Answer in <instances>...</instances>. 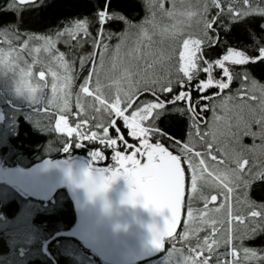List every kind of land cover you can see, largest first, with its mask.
Wrapping results in <instances>:
<instances>
[{"label":"trees","instance_id":"16d2710c","mask_svg":"<svg viewBox=\"0 0 264 264\" xmlns=\"http://www.w3.org/2000/svg\"><path fill=\"white\" fill-rule=\"evenodd\" d=\"M163 3L165 9L173 10L174 4L169 0H38L35 3L24 4L18 7H7L8 4L13 3V0H0V44L5 48H11L12 50H23L19 49V45L23 44L24 40H29L30 44H41L39 39L40 35H50L55 38V33L65 27H73V21L82 19L87 21V28L89 36H85L84 32L79 31L74 37H68L65 33L59 40H56V48L66 53L64 59L69 60L72 63V84H71V97H70V108L60 109L53 105H48L51 108L49 113L33 112L32 109L36 105H32L30 101L24 102L20 100L18 95L13 88V91L7 90L8 98L3 105V111L10 108L15 110L14 113L9 114V119L6 117V121L9 122V128L0 137V163L3 168H10L16 166L28 167L36 162H39L45 158H62L68 155H85L92 151L93 147H99L101 151L106 152L107 155L110 151L107 150L105 145L100 144L99 141L86 140L82 143L84 146L76 147L73 145L69 151L64 150V143L69 139H74L76 133L73 134L72 138H69L66 134L58 133L55 127V119L57 115H68L71 120V124L75 127V122L79 118H85V113L80 112V108L76 103V94L81 92L80 84L84 82V77L87 72L92 69L93 60H95L97 66H99L100 47H96L93 43V38H99L100 36L107 37L111 33V39L108 40L109 49L105 53V64L100 69V81L102 84L101 91L105 94L104 98L114 97L116 95L117 84L112 78V73L116 70L113 68L110 59L111 49L116 45L119 39L118 33L129 31L132 28H137L139 25L150 32L157 31L155 27H161L163 24L164 31L158 33L155 37V54L159 51L158 44H164L160 42L159 36H168L170 33H177L181 36L201 38L203 36V21L199 22L197 30L193 27L189 32L184 31V23L189 20H193L194 15L188 17L184 15V10L179 9L175 6L173 14L167 15L161 11L160 8L156 9V2ZM16 3L18 4L17 0ZM232 4L231 10L228 9V5ZM249 5L253 8L264 7V0H248L245 4L243 0H221V7L217 8L212 5L210 8L208 18L213 20L212 27L208 29L209 35L217 36V43L212 44L210 41L205 40L200 45L201 51L197 52V57L203 56L205 60L211 61L222 57L226 54L229 47H235L241 51L247 52L249 55H259V47L264 45V12L247 10ZM107 8L109 13L116 11L119 15L108 16L103 25L99 21V12ZM153 13L155 16L153 17ZM121 16L127 19H121ZM174 19L169 20L171 17ZM159 17V22L156 18ZM223 19L224 23L220 21ZM153 20L157 23H153ZM169 20V21H167ZM128 21L132 22L133 26H129ZM167 21V22H165ZM165 22V23H164ZM227 25L225 27L224 25ZM104 28V32L100 33V28ZM181 28V29H180ZM5 29L7 31H5ZM32 34H38L33 36ZM156 38H158L156 40ZM65 39H68L70 43L65 44ZM43 41V40H42ZM103 41H101V45ZM167 44V43H165ZM80 45V47L78 46ZM156 45V46H155ZM78 47V48H77ZM75 51L74 53H68V50ZM55 53V50H53ZM43 56H50L51 65L58 72H62L63 69L59 66L58 61L53 60L51 55L41 49L40 52ZM95 53V55H91ZM155 54L141 66L139 73L145 74L143 70L146 69V65L155 59ZM85 57V64L81 67L80 57ZM48 59V58H47ZM38 60L37 63H28L27 66H31L32 72L39 74L41 70L45 71V76H50L51 72L47 70V62L42 65ZM173 63L170 60L165 63L164 68L166 70L165 76L155 74L154 71L146 69L147 76L155 79L157 77L163 80H171L173 84V92L161 94L162 98L167 95L171 100V95L174 94L180 86L177 83L178 78L185 80V84L189 86L191 81L182 76L179 73L177 66L175 65V71L172 68L171 71L168 69ZM231 64V70L234 73L239 72L238 76H235L231 82L230 88L227 93L231 92L232 98L225 100V94L220 97L214 98L212 107L215 105V116L219 119H214V113H212V134L209 141L213 142L216 153L222 157V162L229 163V166L235 167L234 161L230 158L233 155V148L237 145V138L242 137L243 145H253L257 147L255 151L250 150L248 147H243V153L249 163L245 165L242 170L247 173L249 169L258 172L261 166L264 165V153H262L259 147L262 143L261 139L257 136L255 138L243 134V124L239 123V116L234 107L235 102L241 104V102H253L252 96H259L257 90H253L251 86L243 87L245 83L251 85L252 80L258 82V84H264V58L256 61H247L244 64ZM174 66V64H173ZM199 67H205L203 60L198 61ZM148 67V66H147ZM21 68L26 69L24 65ZM6 69V68H5ZM4 70V69H2ZM134 80L140 79L137 74ZM31 74L23 80L35 86L39 83L31 79ZM245 74H247L248 80H245ZM157 75V76H155ZM47 76V77H48ZM124 76V75H122ZM154 76V77H153ZM43 79V83L40 85H47L43 88L46 95L51 94L52 80L50 78ZM96 79V72L93 70L92 82L89 84L90 88L94 87ZM128 79V78H127ZM31 81V82H30ZM125 86L119 84L121 88H127V82ZM3 86L4 83H0ZM6 85V84H5ZM183 85V86H184ZM7 86V85H6ZM167 86V85H165ZM141 91H143L141 89ZM247 93V96L241 97L238 95L239 92ZM39 92V89H38ZM99 95V93H98ZM26 96V95H25ZM27 97V96H26ZM153 98L152 93H144L138 101L143 99ZM28 99V98H27ZM137 101V102H138ZM81 102L84 104L86 111L88 112L89 124L99 123L94 119L95 115L91 105L98 103L89 94L81 95ZM111 102V101H110ZM135 105L130 108L129 113L134 110ZM242 105V104H241ZM39 107H45L44 104ZM123 107V103H122ZM169 111L163 113L160 117L156 118V126L162 128L170 138L175 137L183 141H191L192 145L202 149V145L198 140L189 135L190 133V114L189 110L181 103L172 102L169 105H165ZM1 108V109H2ZM183 108L181 112L179 109ZM104 112V110H101ZM2 114V112L0 111ZM72 113H79V116H74ZM41 117V119H40ZM151 119V118H150ZM258 127L253 124V128ZM231 129V131H230ZM101 131L99 127L95 129ZM79 131V129H78ZM235 133V135H233ZM215 135V140H212ZM168 139L166 136H160L159 138ZM197 142V143H196ZM171 147H177L175 141L171 140ZM221 149H223L221 151ZM227 154V155H226ZM231 187V185H229ZM3 187H8L11 191L9 195L3 194ZM190 190V189H189ZM245 189L235 188L231 195V206L232 215L247 214L251 209L243 200V193ZM204 193L210 197L211 194H216L217 201L208 200V207L214 208L219 203L224 201V195L221 189L212 186L205 185ZM248 195L256 203L264 204V179H255L251 185L247 188ZM30 202V203H29ZM51 205L44 209L42 202L33 200L27 196H23L16 188L10 186L6 182H0V264H5L3 261L9 260L11 264H19V257L14 253L23 249L25 252L27 249L40 252L41 241L48 235L53 234L55 231L61 228L69 226L74 218L73 207L71 200L65 190H59L54 198L50 200ZM189 200H187L188 207ZM205 201L199 196H194L192 199V206L195 209H202ZM25 212V216L21 218L22 213ZM225 213L221 210L220 213H213L212 218L222 219ZM187 214L184 219V223L178 235L175 237L176 248L182 249L185 255H190V249L196 247L197 237L200 238V242L203 243V236L211 233L210 225H201L199 223V216L194 211V222H191L193 229L199 228V231L195 235L189 234L188 237H182L181 233L184 232L185 220H187ZM247 219V216H246ZM220 233L224 231V228L217 224ZM236 228L243 230V224L237 225L233 222V240L232 244L239 246L243 244L246 247L264 249V233H258L256 236H245L243 240L240 239L239 232L235 231ZM219 236V233L214 234ZM13 240L17 241L19 245L15 246ZM173 241V242H174ZM211 243V240H209ZM172 245H169L166 251L157 258L146 261L141 264H148L149 262H156L158 259H165L169 257V251L172 249ZM74 244L69 243L64 249H68V253L65 251V255H57V264H73L72 253L74 250ZM19 247V248H18ZM214 247V252L209 255L207 248L203 250V256H209V264H216L217 259L222 262L231 264L232 256L230 252L231 245L221 243L219 247ZM25 250V251H24ZM199 250V249H197ZM22 252V254H23ZM15 254V262L11 260V257ZM69 255V257L66 255ZM238 259L242 258V249L238 248ZM20 256V255H19ZM177 256L182 259L181 256L173 252L172 256ZM198 259V258H197ZM201 259V258H199ZM26 262V263H25ZM22 263L34 264L33 262H27L24 260ZM37 263H39L37 261ZM41 264H54L51 260H45ZM246 264H257L256 260L247 261Z\"/></svg>","mask_w":264,"mask_h":264},{"label":"snow or ice","instance_id":"6c2138e0","mask_svg":"<svg viewBox=\"0 0 264 264\" xmlns=\"http://www.w3.org/2000/svg\"><path fill=\"white\" fill-rule=\"evenodd\" d=\"M29 2H31V0H19L17 4L16 0H13V3L8 4L7 7H18ZM243 2L247 4L248 0H243ZM212 5L220 8L221 0H201V2L196 5L188 4L187 8L191 10L183 13L188 17L198 15L204 25L203 36L201 38L190 36L184 39V51L180 52L182 58L181 69L188 81H192L196 72L200 70L196 62L197 60H203L207 65L204 68L207 78L199 79L198 83L195 85L196 89L200 92H203L212 85L217 86L221 91L229 88V85L234 77L239 75V72L234 73L226 64L227 61H232L236 64H244L247 61H256L264 58V45L259 47V55H249L247 52L241 51L238 48L229 47L226 54L215 60L208 61L205 60L203 56H196V53L201 51L200 45L203 44L205 40L210 41L212 44L217 43L218 35L212 36L208 33V29L212 27L213 20L215 19V16L209 19L207 15ZM159 7L162 12L167 13L169 16L173 14V10L175 9V5L173 6V10L165 9L163 3H160ZM232 7V4L228 5L229 10H231ZM247 10L264 12V7L257 6L253 8L252 5H249V9L245 11ZM110 15L117 16L119 14L116 11L109 13L107 8L99 12V21L101 25L104 24L106 18ZM154 16L155 13H153V17ZM121 19L127 18L121 16ZM72 23L73 27H65L57 31L55 33V38L50 35H40L39 39L43 40V44L38 43L34 48H29L28 39L24 40L23 44L19 45V49L29 48L30 54L36 57V59L32 60L33 64L38 62L39 54L41 49H43L44 52L52 56L53 60L58 61L59 66L63 69L62 72H58L51 63L47 64V70L51 72L53 78L51 95H46L43 91V88L47 87V85L37 84L32 86L30 83L23 80L24 76L31 74V66H27L26 69H20L22 78L17 81L15 91L17 94L26 95L31 106L36 105V107L32 109L33 112L49 113L51 112V108H49L48 105L55 106L57 110H66L70 108V97L72 95L70 89L73 80L72 63L64 59L66 53L56 48L55 42L65 33L68 37H74L82 30L85 36L90 35L86 20L77 19ZM220 23H224L223 19H221ZM128 24L129 26H133L131 21H128ZM224 26L227 27L226 24ZM137 27L139 28L140 35L145 37L149 36L148 30L145 29L143 25ZM5 31L7 30L5 29ZM103 32L104 28L101 27L100 33ZM32 35L35 36L38 34ZM111 35L112 34L109 33L107 37L100 36L99 38H93L95 46L101 48L99 66H97L95 60H93L92 69L87 72V75L84 77V82L79 86L81 92L76 94L77 106L80 108V112L85 113V118L77 119L75 127H72L68 123V115H58L55 121V127L60 133H67L69 138L73 137V133L77 134L74 139H69L64 143L65 151H69L73 145L76 147L84 146L82 142L86 140L99 141L100 144L112 150L111 158L116 164L96 169L95 172L98 173L99 179L75 182L84 186L90 197H94L97 194L106 192L115 180L123 176L127 180L129 190L125 193L122 202L132 205L142 204L145 208H149L154 213H160L162 215L165 213V210H167V215H164L163 226H157L155 224L150 226L153 232L151 243L156 249L160 250L164 247V238L166 236L172 237V233L175 232L181 217V211L186 196L187 168L190 170V190L188 191L189 203L187 207L188 219L185 220V230L181 233V236L188 237L190 233L195 235L196 232L199 231V228L193 229L191 227V222H194V211L199 216V223L201 225L211 226V233L203 236V243H201L200 238L197 237L196 247L190 249V255H185L183 250L177 249L175 243H173L172 249L169 251L168 259H170L173 252H175L182 257V259L176 260L175 264H209V256H203L202 259H197V257L202 256L205 248L208 249L209 255H211L214 252V245L219 247L221 243H224L226 245H231V264H246V262L250 260H256L257 264H264V249L246 247L243 244L239 246L232 244V232L234 230L233 222L237 225L243 224V230L239 228L235 229V231L239 232L241 240H243L245 236H256L258 233H264V204L258 205L247 193V188L251 185L253 180L257 178L264 179V165L261 166L258 172L252 171V169H249L247 173L242 171L245 165L249 163L248 159L244 156L243 147H248L250 150L255 151L257 146L255 144L245 146L243 145L242 137H238L237 145L233 148V155L230 158L231 161H234L235 167L229 166V163L222 162V157L216 153L213 142L205 140L204 137H201V140L204 142L202 151H197L190 140L179 142L182 146L179 147L178 154L175 151H170L169 147H166L164 143L160 142L159 137L167 136L168 134L165 133L162 128L156 126V118L169 111L165 105L171 104L172 101H187L188 110L191 112L193 118H195L197 111L192 103L191 89L188 91L180 90L178 94H172L171 100L167 95H164L162 98L161 94L173 92L171 80L165 81L159 77L153 79L139 72L137 74L140 76V79L133 80V73L129 71L128 68H125L123 75L128 78V87L121 88L119 87V80L113 81V83L118 85L116 88V95L114 97L104 98L105 94L101 91L103 86L99 77L100 69L103 68L105 64V53L109 49L108 40L111 39ZM117 35L119 39L117 40L115 49L118 52L121 48V44L128 39L129 32L126 30ZM262 39H264V37H262ZM101 41H103L102 45ZM64 42L66 44L70 43L68 39H65ZM53 50H55L54 54ZM3 51V49H0V54H2ZM8 51L11 52L12 49L9 48ZM91 55L94 56L95 53H91ZM22 59L23 54L18 52L11 60L7 61V65H15L17 61ZM39 62L42 65L45 63L43 60ZM24 63L27 65V61H24ZM80 64L81 67L84 66V56L80 57ZM213 65L219 66L221 70V76L218 79L212 75ZM115 66L114 63L113 67ZM93 70L96 72V79L94 87L90 88L89 84L92 82ZM44 76L45 71L41 70L39 72V77L43 78ZM244 79H249L247 74H245ZM177 83L183 86L185 80L178 78ZM249 86H251L253 90L258 89L260 95L252 96L251 100L255 103L241 102L242 106L239 123L243 124L242 131L244 135H249L253 138L258 136L261 139L262 143L259 147L262 153H264V84H258V82L253 79L251 85L247 83L243 85V87ZM141 89L145 92H151L153 98L138 101L131 114H125L128 108L133 107L132 102L140 95ZM82 94H89L95 101H98V103H93L91 108L94 113L99 114L94 116V119L99 121V123L89 124V114L84 104L81 102ZM219 94L218 92L212 93L213 96H219ZM238 95L245 97L247 93L241 91ZM231 98V92L226 93L224 96L225 100ZM208 99L209 97L207 95L203 96V100ZM196 100H201V97L197 96ZM41 104H44L45 107H39ZM199 107L201 110H205L209 108V104L201 103ZM101 110H104V112ZM179 111L183 112L184 109L181 108ZM213 113L214 119H219V117L215 116V105H213ZM72 115L79 116V113H72ZM118 117L122 118L123 124L126 125L128 130L127 135L131 138H139L138 143H130L129 139H126L124 133L121 132L119 126H116L114 129L117 135H109V125H117L116 118ZM253 124L258 127L253 128ZM97 127H99L101 131H96L95 129ZM197 132L199 133V129H197ZM233 135H235V133H233ZM150 137L156 139V142L153 143ZM172 140L175 141L176 138L172 137ZM212 140H215V135H213ZM118 141L122 142V145L130 149V151L118 150ZM222 150L223 149H221V151ZM104 157L105 153L101 151L99 147L92 148V160H103ZM139 157H146V159L142 161ZM53 163L60 162L49 160L46 162V166H51ZM85 172L91 177L93 172L92 167L86 168ZM106 173H110V175H106ZM68 175H72L71 168L68 169ZM209 184L221 189L224 195V201L214 208L208 207L209 196L204 193V186ZM229 185H231V187ZM235 188L245 189L243 200L251 209L246 215H232L231 195ZM194 196H199V198L205 201L202 209L194 210L192 206V199ZM210 199L211 201H217L218 197L216 194H211ZM221 210L225 213L224 218H212L213 213H220ZM217 224L224 228L222 233H220ZM217 233H219V236L214 235ZM172 238L174 241L175 238ZM209 240H211V243H209ZM238 248L242 249L243 252L242 258L239 259L237 258L239 255ZM216 264H227V262H222L217 259Z\"/></svg>","mask_w":264,"mask_h":264},{"label":"water","instance_id":"95a60500","mask_svg":"<svg viewBox=\"0 0 264 264\" xmlns=\"http://www.w3.org/2000/svg\"><path fill=\"white\" fill-rule=\"evenodd\" d=\"M38 0H31L35 3ZM19 3V0H17ZM25 3V4H29ZM133 100L134 103L137 98ZM60 162L46 166L47 161ZM61 160L45 158L28 167L16 166L0 172V182L15 187L21 194L37 201H48L59 190L65 189L73 202L77 221L67 231L57 233L60 236L73 237L82 242L90 251L103 261L113 264H135L156 257L160 251L151 243L153 232L151 225L163 226L164 215L154 213L142 204L132 205L122 202L129 190L127 181L112 186L105 194L111 209L104 208V198L90 197L87 189L76 183L82 172L90 167L87 162L79 161L72 175L61 167ZM93 171H96L92 168ZM177 224V233L181 220ZM171 237H165L168 239ZM110 256H113L110 259Z\"/></svg>","mask_w":264,"mask_h":264},{"label":"rangeland","instance_id":"374dc122","mask_svg":"<svg viewBox=\"0 0 264 264\" xmlns=\"http://www.w3.org/2000/svg\"><path fill=\"white\" fill-rule=\"evenodd\" d=\"M169 1L171 3H173L175 6H178L179 9H183L184 12L191 10V9L187 8L188 4L196 5V4H199L201 2V0H169ZM159 5H160V3L157 1L156 2V6H157L156 9L160 8ZM172 19H174L173 16L169 20H172ZM169 20H167V21H169ZM156 21L159 22V17L156 18ZM167 21H165V22H167ZM200 21L201 20H200L199 16L194 15L193 20H189L186 23H184V25H185L184 31L189 32L191 29H193V27L197 30V27H198ZM153 23H157V22H155L153 20ZM163 25L161 27H155L157 29V31H153V32L151 31L150 32L148 30V33H149L148 37L140 35L138 27L132 28L131 30L128 31L129 32L128 39L121 44L120 50L117 52L115 49V45H114V48L111 49V56L108 59H110L112 66L114 63L116 65L115 67H113L116 70L112 73V78L115 81L119 80L120 85L125 86L126 83H124V82H127V77L122 76L125 68H128V70L133 73L132 79L134 80V78L137 77L136 72L140 71L141 66L145 62L150 60V58L155 54L156 51L154 50L155 47L153 46L155 43V37L154 36H156V35H158V33L164 31ZM187 38H189V37H186L184 35L181 36L177 33H174V34L170 33V34H168V36L160 35L159 39L156 38V40L158 39L160 42H162L164 44H160V43L158 44L159 51L155 54V59H153L149 64L146 65V69L150 70L151 72L154 71L155 74L157 72V74H160L163 77V76H165V73H166L164 65H165V63H167L170 60V62H172L174 64V66L172 64L171 67L168 69V71L169 70L171 71L172 68L175 71V65H176L178 70H179V73H182V76L186 77L184 75L182 69H181L182 58L180 56V52L184 51L183 41H184V39H187ZM40 41H41V44H43V41L42 40H40ZM138 41H139V43H138ZM165 43H167V44H165ZM34 46H35L34 44H30L29 48H34ZM78 46L80 47V45H78ZM190 47H191V44H190ZM29 48H25L21 51L12 50L11 52H9L8 51L9 48H5L4 46H1V44H0V49L4 50L3 53L0 54V83H4L3 86H1V84H0V111L2 112V114L0 113V137L4 132H6L7 128H9V122L5 120L6 117H7V119H9L10 118L9 114L15 112V110L10 109V108L6 109L5 112L3 111L2 107L5 103V101L7 100L6 98H8L7 90L9 88V90L13 91L12 93H14L13 88H16L17 81L21 80V78H22L21 72H20L21 65H24V67H27V65L24 63V61H27V64H28V63L32 62L33 59H36V57H33L30 54ZM193 51H194V49H193ZM18 52L23 54V59L17 61L15 65L8 66L7 61L11 60L12 57H14ZM74 52L75 51H73V50H70V49L68 50V53H74ZM53 54H54V52H53ZM196 56H197V53H196ZM49 58H50V56H43L40 53L38 60H43L44 62L49 63L50 62ZM113 58H115V59H113ZM2 69H4V70H2ZM146 69L143 70L145 75H147ZM47 76H48V74L46 76H44L43 78H41V77H39V74H37L36 72L33 71L31 74V79H33V83H35V81H36L37 83L42 84L43 79H45ZM155 76H157V75H155ZM24 78H26V76H24L23 79ZM29 78L30 77L28 76V79ZM47 78H50V80L53 79L51 74ZM257 92L259 93L258 89H257ZM18 95H20V94H18ZM19 99L20 100L22 99V101H24V102L29 101V99H27V97L25 95H20ZM241 106L242 105L240 103L235 102L234 107L236 108L238 113H241ZM58 115H57L56 119L58 118ZM40 119H41V117H40ZM68 123L70 126L74 127L71 124V120L69 119V117H68ZM58 133H60V132L58 131ZM61 134L67 135V133H61ZM65 157L66 158L63 159L61 166L66 170H68L69 168H71V170H75L79 161H81V160L87 161V159L85 157L79 156V155H73V154L68 155L67 154ZM1 168H3V167L0 163V169ZM2 190H3V194L6 196L9 195V193L11 191L8 187H3ZM24 216H25V212L22 213L21 218H23ZM12 243H14L13 245H15V246L19 245V247L21 248L20 244H17L16 240H13ZM19 250L20 251L14 252L18 257H19V254H21L23 252L22 248ZM14 253L10 257H11V260H13L15 262L16 259H15ZM197 258L202 259L203 257L201 256V257H197ZM178 259H179V257L173 256L170 259H168V258L162 259L161 258V259H158L156 262H149L148 264H175V261ZM3 262L5 264H11L12 263L9 260H5Z\"/></svg>","mask_w":264,"mask_h":264},{"label":"flooded vegetation","instance_id":"af4514ba","mask_svg":"<svg viewBox=\"0 0 264 264\" xmlns=\"http://www.w3.org/2000/svg\"><path fill=\"white\" fill-rule=\"evenodd\" d=\"M198 61L199 60L196 61L197 64H198ZM233 63L234 62H232V61L226 62V64L229 66L230 69L232 68L231 64L234 65ZM205 67H199L200 70L198 72H196V75L193 77V80L191 81L189 86H187V85L181 86L180 85V86H178L176 92L174 93V94H178V92L180 90L188 91L189 89H191V91H192V103L196 107L197 115L195 116V118H193L191 112L189 111V114H190V123H189L190 124V133H189V135L191 137H194L195 140H198L201 143L202 148L204 147V142H203V140H201V137H204L205 140L209 141L210 136H211L212 131H213V129H212L213 120L211 118L212 113H213V107H212L213 99L220 97L221 95L227 93L229 88H230V85H231L230 84L229 88L225 89L223 91H221L217 86L212 85L208 89L204 90L203 92H200L198 89H196L195 85L198 83L199 79H206L207 78V74L204 71ZM212 75L217 79L220 78L221 70H220L219 66H217V65L212 66ZM185 78H187V77H185ZM225 79H226V77H225ZM214 92L220 93L219 96H213L212 93H214ZM144 93H147V92H145V91L140 92V95L137 98V100L133 103V106L135 105V103L140 99V97ZM204 95H207L209 97V99L203 100ZM197 96H200L201 100L197 101L196 100ZM172 102L181 103L184 106H186V108L188 109V106H187L188 102L187 101H172ZM201 103H208L209 108L205 109V110H201L199 107V105ZM129 111H130V108L127 109L125 114L130 115ZM116 119H117V125H115V126L109 125V135L110 136L117 135V133L115 132L114 129L116 126H119L121 128V132L124 133L126 139H129L130 143H138L139 138H131L127 135L128 130L126 128V125L123 124L122 118L118 117ZM209 126H211V127H209ZM197 129H199V133L197 132ZM166 137H168V139H163L164 137L159 138L160 142L164 143L166 147H169L170 151H175L178 154L179 153V147L182 146L179 142H182V140L176 138L175 142L177 144V147L174 148V147H171V145L169 143V142H171L172 138H170L169 135H167ZM150 139L152 140L153 143L156 142V139H154L152 137H150ZM195 148L197 151H202V149L198 150L197 147H195ZM107 150L110 151V154L107 155L106 152H104L105 157L103 160H101V159L92 160L91 152H89L85 155H79V154H77V155L85 157L87 159V161H85V162H87V164L89 166H91L94 170H96L100 167H107L108 165H115L116 164V162L111 158L112 150L109 148H107ZM118 150L130 151V149H127L126 146H123L122 142H120V141H118ZM64 158H66V157L63 156L62 158H60V160L63 161ZM139 158L142 161H144L146 159V157H139ZM113 170H115V169H113ZM4 171H6L5 168L0 169V172H4ZM106 175H110V173H106ZM124 181H127V180L123 176H121L117 180H115L112 184L114 186H118L120 184H124ZM189 189H190V170H188L186 168V196H185V201H184V206H183L182 220H181V224H180V227H179L177 233L173 236L174 238L178 235V232L182 228L185 216L187 214V206L186 205H187V200H188ZM63 190H65V189H63ZM56 194L54 195V197L56 196ZM209 200L211 201L210 197H209ZM71 204L73 207L72 210H73V215H74L72 223L69 226H67L65 228L58 229L53 234L48 235L47 237L43 238L41 243H40L41 244L40 252H34V251H31L28 249L26 251L24 250L25 252H23V254L22 253L19 254L20 255L19 256V264H25L26 262L22 263L24 260H27V262H29V261L33 262L34 264H41V262L45 261L46 259L51 260L54 264H57V255H65V251L68 253L69 252L68 249H64V248L66 247V245L68 246L69 243H72L75 245V246H73L74 250L72 253V256H73L72 257V263L73 264H112L110 262V260H108V261L101 260L92 251H90L82 242H80L79 240H77L73 237L60 236V237L54 238V236L57 233L67 231L75 225V223L77 221V215H76L75 208H74L72 201H71ZM49 205H51L50 200L47 202H42V206L44 207V209L47 208ZM0 229H1V226H0ZM173 243H176V242L175 241L173 242L172 237L165 239L164 240V247L161 249L160 253L154 258H157L160 255H162L166 251L168 246L173 244ZM67 253H66V255L69 257V255ZM112 257L113 256H110V259H112ZM154 258H152V259H154ZM37 261L39 263H37ZM144 262H146V261H144ZM144 262L135 263V264H141Z\"/></svg>","mask_w":264,"mask_h":264},{"label":"clouds","instance_id":"9594fccd","mask_svg":"<svg viewBox=\"0 0 264 264\" xmlns=\"http://www.w3.org/2000/svg\"><path fill=\"white\" fill-rule=\"evenodd\" d=\"M76 179H77V181H90L91 179H99V176H98V173H96L95 171H93L92 172V175L90 177L88 174H86V172L84 170L82 172V174L78 178H76ZM111 186H112V184H111ZM110 187L106 190V192H104L102 194H97V195L94 196V197L99 196V197L104 198V208H105L106 211H109L111 209V204L108 202V200L106 199V196H105V194L110 189Z\"/></svg>","mask_w":264,"mask_h":264}]
</instances>
